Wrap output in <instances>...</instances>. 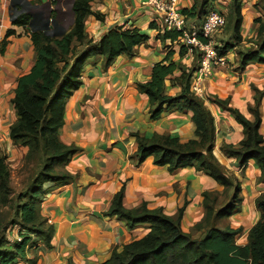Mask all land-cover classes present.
Masks as SVG:
<instances>
[{
    "label": "trees",
    "instance_id": "1",
    "mask_svg": "<svg viewBox=\"0 0 264 264\" xmlns=\"http://www.w3.org/2000/svg\"><path fill=\"white\" fill-rule=\"evenodd\" d=\"M25 2L12 1L11 23L14 27H29L35 57L30 71L16 81L12 105L17 119L9 128V139L13 146L25 149L21 159V169L24 170L21 173L29 169L30 173L24 175L27 182L25 189L16 193L11 183L12 170L7 162L8 157L0 154V264H35L36 258L27 259V253L39 250L40 245L51 248L53 229L41 216V196L45 184L60 187L73 179L64 167L79 150L63 144L59 131L64 123L66 101L82 85L81 74L85 64L90 58L98 56L102 58L103 68L107 69L118 56H134L136 48L149 39L139 29L124 25L108 30L98 41L89 39L85 29L86 19L93 16L96 20H103L100 13L91 10L93 0H50L51 7L54 9L56 6L59 12L52 10L47 21L48 28H44L46 21L34 22L30 27L32 16L21 12ZM31 3L41 4V1ZM214 5L215 0H192L189 8L181 10L185 29L195 26L201 30ZM253 7L259 16L252 21V36L245 37L241 32L244 0L217 2L218 11L229 25L230 39L218 42L216 54L227 56L234 51L231 59L237 63L239 70L251 64L264 63V0H256ZM226 8L229 11L228 22L224 13ZM66 26L67 30L64 31L63 27ZM150 28L157 31L155 38L164 45L167 55L152 66L150 80L138 84L137 89L149 100L151 120L159 119L164 112H191L194 132L193 138L185 143H181L177 136L154 134L146 138L135 134L137 146L134 156L137 163L152 157L155 166H166L170 173L193 168L223 190L221 193H202L203 217L190 232H184L181 228L184 206L172 216L166 215L161 208L149 209L144 203L133 209H125L122 187L112 198L105 216L124 221L131 230L140 225L148 228L142 237L120 249L114 248L100 264H264V193L254 200L258 219L247 231L244 245L236 244V238L243 234L242 227H219L221 221L241 212L242 188L241 182L227 174L213 154L214 118L206 102L226 112L241 128L242 139L235 145L222 144V155L234 159L242 172L249 162H253L259 171L257 182L264 187V135L261 132L264 117L260 114L262 93L254 89L253 105L247 108L250 118L232 108L228 98H209L205 93V97H198L191 90L192 78L200 64L198 50L194 48L192 51L194 61L190 68L176 63L171 60L175 52L179 59L188 52L179 42L181 33L164 31L155 23L150 24ZM12 35H15V31L8 30L2 47ZM199 39L207 42L202 37ZM246 39L251 45L245 48L242 42ZM240 45L241 49L238 50ZM167 81L172 87L179 88L176 95L167 94ZM228 191L231 194L225 202L219 201L221 194ZM15 228L19 240L10 243L7 236ZM193 232H200V235L194 237Z\"/></svg>",
    "mask_w": 264,
    "mask_h": 264
},
{
    "label": "crops",
    "instance_id": "2",
    "mask_svg": "<svg viewBox=\"0 0 264 264\" xmlns=\"http://www.w3.org/2000/svg\"><path fill=\"white\" fill-rule=\"evenodd\" d=\"M12 1L0 0V154L8 157L11 170L20 164L25 153L24 148L13 146L9 139V128L17 119L12 98L17 78L30 71L35 57L30 31L14 27L11 23ZM31 1L34 0H26L27 8L23 7L21 12L33 15L36 24L45 22L48 9L40 5L48 0H41V4H32ZM255 1L250 0L249 6L253 7ZM177 3L178 9L182 10L189 8L192 0H177ZM244 4L250 17L243 24V36L251 37L252 21L259 14ZM91 10L100 13L103 20H96L93 16L86 19L89 39L98 41L117 25L137 28L149 39L136 48L134 56H118L107 69L103 68L101 57L90 58L81 74L82 85L66 101L59 138L63 144L76 147L79 152L64 167L73 176L69 183L60 187L52 183L44 185L40 213L52 227L53 237L51 248L40 245L39 250L27 253V259L36 258L35 264H100L114 248L120 249L142 237L147 231L146 225L131 230L124 221L105 216L112 198L122 187L125 209L144 203L149 209L161 208L166 215L172 216L184 206L181 222L184 232H190L203 217L202 193H221L223 190L193 168L170 173L166 166H155L152 157L137 163L135 134L146 138L154 134L177 136L181 143H185L193 138L191 112H164L159 119L151 120L149 100L137 89L138 84L150 80L152 66L167 55L164 45L155 38L157 31L150 28L152 23L160 27L159 16L142 7L139 0H93ZM10 29L15 31V35L10 36L2 47ZM65 29L67 27H63ZM232 55H229L230 64L234 63ZM171 60L189 68L194 61L192 52H187L182 59L175 52ZM231 68L215 70L203 81V97L205 93L209 98H228L232 108L250 118L247 108L253 105L254 89H257L263 96L260 114L264 117V63L251 64L239 72ZM166 91L174 96L179 88L172 87L167 81ZM206 102L214 118L213 154L227 174L241 182V212L227 219L234 229V218L238 215L240 218L242 214L250 218L256 216L257 221L254 200L264 193V187L257 182L259 171L253 162H249L242 172L234 159L222 155V144L235 145L242 139L241 128L226 112ZM249 198L253 202L252 207L248 206ZM248 230L243 232L237 245L245 244Z\"/></svg>",
    "mask_w": 264,
    "mask_h": 264
},
{
    "label": "built area",
    "instance_id": "3",
    "mask_svg": "<svg viewBox=\"0 0 264 264\" xmlns=\"http://www.w3.org/2000/svg\"><path fill=\"white\" fill-rule=\"evenodd\" d=\"M142 7L148 8L152 13L158 15L160 27L164 31H177L181 33L179 42L192 52L194 48L200 53V64L192 78L191 90L203 98L202 84L203 81L218 69L229 68V55L218 56L214 41L215 33L219 32L226 24L224 16L218 11H211L205 18L201 30L195 26H190L189 30L185 29V19L181 10L178 9L177 0H139ZM199 37L206 39L203 43Z\"/></svg>",
    "mask_w": 264,
    "mask_h": 264
},
{
    "label": "rangeland",
    "instance_id": "4",
    "mask_svg": "<svg viewBox=\"0 0 264 264\" xmlns=\"http://www.w3.org/2000/svg\"><path fill=\"white\" fill-rule=\"evenodd\" d=\"M41 1V0H40ZM216 1L217 0H215V3H216ZM244 3H246V5L247 6H249V4L251 3L250 2V0H245V2ZM245 5V4H244ZM26 7V6H25ZM27 8V7H26ZM249 10L250 9H253V10H255V11H257V9H255L254 7H247ZM67 9V8H66ZM245 9V8H244ZM214 10H218V8L214 5ZM225 16H226V19H227V22H228V14H229V11H228V8H226V10H225ZM264 16V15H263ZM246 17V18H245ZM250 17V14L248 13V10H246L245 9V11H244V21H243V24L245 23V20H247L248 18ZM251 17H253L252 16V14H251ZM69 22V21H68ZM68 22H66V24H68ZM228 24H226V26L223 28V29H221L219 32H217V33H215V35H214V37H215V40L214 41H216V39H221V40H229L230 38V36H229V28H228ZM242 32V34H243V31H241ZM247 37V36H246ZM222 42V41H221ZM251 44L248 42V39H246L245 41H243L242 42V46L243 47H249ZM245 48H243V49H245ZM238 50H240L241 49V45L240 46H238V48H237ZM236 51V50H235ZM234 52V51H233ZM233 52H231L232 54H235V53H233ZM229 64V67L231 68V67H235L236 65H237V63L236 62H234L233 64H230V62L228 63ZM232 69V68H231ZM232 71H240L238 68H237V66L234 68V69H232ZM264 128H261V131H262V133H264V130H263ZM22 170H24L23 168L21 169V162H20V164L16 167V168H14V169H12V181H11V183H12V187H13V189H14V191L16 192V193H18V192H20V191H23L24 189H25V187H26V184H27V182L26 181H24V175L26 174V176L28 175V173H30V169L28 170V171H24V174H22L23 172H22ZM22 172V173H21ZM242 175L243 174H240L239 176L240 177H242ZM245 187H246V185H245ZM247 188V187H246ZM245 188V189H246ZM248 189V188H247ZM231 194V191H228V193H226V194H221V197H220V199H219V201H221L222 203L223 202H225V200L229 197V195ZM248 197H249V195H248ZM251 198H249V200H248V203H249V207H252L253 206V202L250 200ZM247 203V202H246ZM247 203V204H248ZM246 204V205H247ZM234 222H235V224H234V229H236L237 227H242L243 228V232H245L247 229H249L250 227H251V225L252 224H255V222H256V216L255 217H253V216H251V218L250 217H247V216H245L244 214H242V218H240V215H238V216H236L235 218H234ZM240 223H242V224H240ZM226 225H229V222H228V220H224L223 222L221 221L220 222V225H219V227L220 228H222L223 226H226ZM232 225V224H231ZM198 235H199V233L198 232H193V236L194 237H198ZM243 237V235H241V236H239V237H237L236 238V242H239V244H240V240H241V238ZM7 239H8V241L10 242V243H12V242H15V241H18L19 239L17 238V231H16V228L14 229V231H12V232H10L9 234H8V236H7Z\"/></svg>",
    "mask_w": 264,
    "mask_h": 264
},
{
    "label": "water",
    "instance_id": "5",
    "mask_svg": "<svg viewBox=\"0 0 264 264\" xmlns=\"http://www.w3.org/2000/svg\"><path fill=\"white\" fill-rule=\"evenodd\" d=\"M40 7L42 8V7H46L47 9H48V13H47V15L45 16V20H46V22H45V25H44V28H48V24H47V21L49 20V16H50V14H51V12H52V10H54V11H56V12H59L58 11V8L55 6L54 7V9L53 8H51V3H50V0H48V1H46L44 4H41L40 5ZM71 14V17L73 16V14H72V12L70 13ZM31 15V14H30ZM32 16V20H31V22H30V27L31 26H33V24H34V22L36 21V19L34 18V16L33 15H31ZM71 22H72V19H71ZM47 24V25H46ZM66 27H68V26H66ZM27 29H29V27H26ZM66 30V29H65Z\"/></svg>",
    "mask_w": 264,
    "mask_h": 264
}]
</instances>
